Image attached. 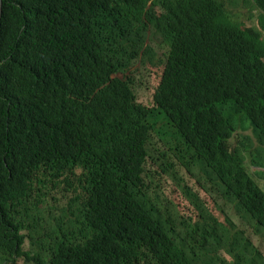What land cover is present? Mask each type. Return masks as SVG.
<instances>
[{"label":"trees","instance_id":"trees-1","mask_svg":"<svg viewBox=\"0 0 264 264\" xmlns=\"http://www.w3.org/2000/svg\"><path fill=\"white\" fill-rule=\"evenodd\" d=\"M42 1L2 0L0 264H264V181L231 146L248 121L264 161V0L246 26L225 0H62L36 20ZM157 38L168 51L146 104L111 75L146 65L141 46ZM168 164L200 171L203 195L187 193L202 213L185 195L226 250L165 209ZM72 178L80 215L48 218ZM213 203L246 225L228 215L245 246Z\"/></svg>","mask_w":264,"mask_h":264},{"label":"rangeland","instance_id":"rangeland-1","mask_svg":"<svg viewBox=\"0 0 264 264\" xmlns=\"http://www.w3.org/2000/svg\"><path fill=\"white\" fill-rule=\"evenodd\" d=\"M225 2L227 3L229 14L233 20L238 23H242L243 26L256 25L257 21L259 20L261 9H259L255 4L249 0H225ZM149 44L153 45L154 49ZM140 50V56L146 58V65L138 62L135 63L126 73L121 72L117 73L116 75L122 78H124L126 75L130 76L133 80L138 99L146 104H151L153 102V91L158 84L163 71L168 47L159 38H157L152 44L146 40V42L142 44ZM238 124L239 128L231 139V146L235 153H237L242 159V161L248 165L251 171L264 181V161L259 156H257L256 153V144H258V139L255 138L253 126L249 124L248 121L244 122L243 120ZM168 146L171 147L169 150L170 152H179V149L173 145ZM168 165V171L163 172V175L158 177L157 180V183L160 185L161 192L164 193L165 190L166 194L173 201V203H167L165 205V209L171 213L176 225L179 228H183L189 220L199 231L206 232V234L209 235V238L215 248L226 250V246L221 243L219 238L210 233L211 228L207 224L206 220L212 222L211 218L204 215L206 219L204 220V218L199 215L196 209L197 205L190 199L187 193L188 187H191L192 185L198 186L201 190V194L203 195V186L197 181L198 179L199 181L203 182V176L200 171L197 168H194L195 175H192V173L185 172L183 168L177 164ZM193 191L195 190L193 189ZM77 193L78 192L75 191L71 183H66L59 186L58 192H56L57 200L51 199L48 202L50 211L49 212L46 209L48 218L52 215H60L63 220L69 221V219L74 218V216L80 215L81 205L79 203L75 204L70 201V198L75 196ZM185 194L195 204L196 207L190 202ZM179 210L185 215V217L181 215ZM198 210L200 211L199 208ZM209 210L218 218L219 222L233 234L238 242L245 246L246 237L228 217V215H230L236 223H239L242 227H245L246 225H244L243 221L237 222L234 219L233 215L236 214L235 211L229 205L224 203H213V210L210 208ZM249 230L250 228L248 231ZM253 239H255V237H253ZM257 243L264 245V241L259 239L257 240ZM226 253L229 256L231 254L229 251H226ZM18 264L24 263L19 262Z\"/></svg>","mask_w":264,"mask_h":264},{"label":"clouds","instance_id":"clouds-1","mask_svg":"<svg viewBox=\"0 0 264 264\" xmlns=\"http://www.w3.org/2000/svg\"><path fill=\"white\" fill-rule=\"evenodd\" d=\"M61 1L62 0H44V1L40 2L39 6L37 8V11H36V20H39V19H50V18H52V16L54 17L56 15V13L58 12V8L61 5ZM249 1L254 4L253 0H249ZM226 6H227V3H226ZM1 11H2V6H1ZM0 20H1V13H0ZM139 63H141V62L139 61ZM130 68L128 70H126V71H118V72L112 73L111 78L116 77L117 73H121V72L126 73L127 71L130 70ZM117 77H119V76H117ZM119 78H121V79H129L130 81H132V78L130 76H127V75L124 78H122V77H119ZM240 121H242V120H240ZM243 121L247 122L245 120H243ZM71 185L75 189V191L76 190H80V188H81L79 186L78 182L75 179H73V178H72Z\"/></svg>","mask_w":264,"mask_h":264},{"label":"bare ground","instance_id":"bare-ground-1","mask_svg":"<svg viewBox=\"0 0 264 264\" xmlns=\"http://www.w3.org/2000/svg\"><path fill=\"white\" fill-rule=\"evenodd\" d=\"M261 39L264 41V35H262ZM239 128V127H238ZM255 138L258 139V137L255 135Z\"/></svg>","mask_w":264,"mask_h":264},{"label":"water","instance_id":"water-1","mask_svg":"<svg viewBox=\"0 0 264 264\" xmlns=\"http://www.w3.org/2000/svg\"><path fill=\"white\" fill-rule=\"evenodd\" d=\"M2 0H0V13H1Z\"/></svg>","mask_w":264,"mask_h":264}]
</instances>
